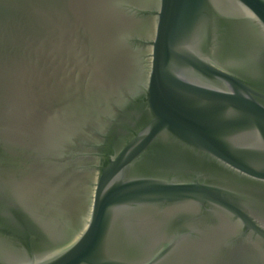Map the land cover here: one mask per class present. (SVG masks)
<instances>
[{"label":"water","instance_id":"1","mask_svg":"<svg viewBox=\"0 0 264 264\" xmlns=\"http://www.w3.org/2000/svg\"><path fill=\"white\" fill-rule=\"evenodd\" d=\"M0 264H264V0H0Z\"/></svg>","mask_w":264,"mask_h":264}]
</instances>
